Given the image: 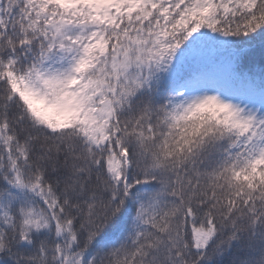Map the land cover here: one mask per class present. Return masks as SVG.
<instances>
[{"label":"snow or ice","instance_id":"snow-or-ice-1","mask_svg":"<svg viewBox=\"0 0 264 264\" xmlns=\"http://www.w3.org/2000/svg\"><path fill=\"white\" fill-rule=\"evenodd\" d=\"M0 264H264V0H0Z\"/></svg>","mask_w":264,"mask_h":264}]
</instances>
